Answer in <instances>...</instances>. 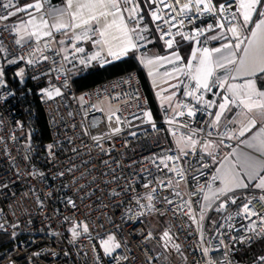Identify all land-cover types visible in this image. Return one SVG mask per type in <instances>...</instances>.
Returning a JSON list of instances; mask_svg holds the SVG:
<instances>
[{"label":"built area","instance_id":"2783aa9c","mask_svg":"<svg viewBox=\"0 0 264 264\" xmlns=\"http://www.w3.org/2000/svg\"><path fill=\"white\" fill-rule=\"evenodd\" d=\"M6 4L9 0H0V16L8 14ZM155 8L152 4L150 10ZM189 15L197 17L195 7ZM227 19L220 21L226 28ZM173 23L172 34L163 39L169 25L155 21L154 27L163 44L172 39L178 47L192 41L178 33L207 29L217 23V15ZM220 32L215 28L199 39ZM13 68L19 80L40 78L37 99L49 131L41 158H34L23 119L13 110L16 92L6 82ZM186 92L177 112L159 108L157 119L136 74L78 94L57 35L20 41L15 25L0 19V231L16 237L0 264H264V246L254 258H239L264 244L260 196L229 193L235 204L228 201L217 211L225 199L220 197L208 212L204 209L209 185L217 184L212 180L217 162L203 146L210 142L208 151L219 161L236 142L224 136L227 130L209 127L216 108L205 101H219L221 92L201 89V101ZM189 138L198 141L195 149ZM178 139L188 145L177 144ZM249 201L256 213L250 218L243 212ZM152 217L157 221L151 225ZM109 237L110 244L120 245L111 255L104 251Z\"/></svg>","mask_w":264,"mask_h":264},{"label":"snow or ice","instance_id":"6c2138e0","mask_svg":"<svg viewBox=\"0 0 264 264\" xmlns=\"http://www.w3.org/2000/svg\"><path fill=\"white\" fill-rule=\"evenodd\" d=\"M145 4L156 5L155 10H150L151 18L154 22L163 21L164 24L169 25L168 32H162L161 39L166 35L172 34L171 28L176 27L173 22L178 18L179 23L183 25L186 20L193 22L201 14L210 13L217 15V23L215 25L209 24L207 29L197 28L191 35L178 34L183 35L185 40H196L199 42V37L204 36L206 31H214L215 28H220V33L208 37V39L225 41L220 47L214 49L207 47L202 49L194 48L191 59L183 65L180 64L181 56L175 52L171 54V58L162 57L161 59L177 63L178 67L175 71L178 75L176 78H178L179 74H183L195 82L194 88L188 89L186 95L195 97L197 101L204 99L203 95L197 94L201 89L211 92L213 87H219L224 90V92L219 93V101H205L209 108L215 106L217 109L214 113H211L213 120L210 122L209 127L218 128L221 121H224V126L227 128L228 124L237 122L234 117H243L239 121L240 127L238 130V136L242 137L256 127L257 120L264 122V88L259 87L257 84L258 79L264 78V18H259L264 17V10H261L264 9V0H225L224 3H219L218 5L213 0H185L183 3H181V0H171L170 3L167 0H145ZM10 6L11 4L3 5L4 8H9ZM42 6L41 0H35L34 3L17 8L16 12L0 16V19L6 20L10 15H16L17 12H25L30 17H33L34 21V13L29 12V9L40 12ZM193 7L196 9L197 17L189 15ZM165 9L168 11L165 12ZM140 10L141 6L136 0H65V7L58 10L55 23L49 25L47 19L43 17L40 19L44 28L51 27L56 31L71 28L73 30L72 38L75 41L88 38L89 30L93 33H98L100 40L94 41V43L106 45L108 54L118 58L130 49L139 47L133 37L129 35L130 32L136 33L141 40L145 39V37L139 35L140 29L129 28L127 23L128 20L137 21V23L142 20L143 17L139 16ZM125 12L128 13L127 17L124 15ZM254 15L258 17L256 21H253ZM65 16L70 18V22L64 21L63 17ZM237 16L242 18L243 23L231 24V20L237 19ZM225 17L228 18L227 23L229 26L227 28L225 23L220 22ZM94 25L95 27H93ZM250 25L253 26L250 27ZM157 28H160L159 24ZM78 29L82 31L77 32L76 30ZM245 30L248 35H244ZM43 34L49 37L52 36L51 31ZM65 34H67L66 31ZM30 35L38 36V33L33 32ZM165 43L169 49L173 47L172 39L165 40ZM114 46L119 51H113ZM76 51L83 52L84 49L77 48ZM95 58V56L92 57V59ZM153 62L148 60L147 64H152ZM228 65H233L235 72V75H231L230 79H242L243 83H228L227 79L224 78L213 79L216 69L226 68ZM174 87L176 86L174 85ZM187 87L185 85V88ZM57 94H59V90H57ZM234 108H239L240 111L232 112ZM188 114L189 116L194 115L191 109ZM146 115L148 114L146 113ZM149 119H151L150 116ZM116 131H119V129H116ZM208 135L211 136L212 133L209 132ZM224 136H227V139L237 138V134H228L227 132ZM224 136L220 137V143H224ZM189 140L192 148L195 149L198 141L191 138ZM251 140L253 143H249L246 146L253 148L259 154V159L250 154L242 153L236 163L226 166L221 164V167L216 170L217 175L212 177L213 182L220 181V187L212 190L209 185L211 196L216 199L225 198L217 206V211L225 209L228 201L232 204L236 203V197L234 195L229 196V193H235L238 189L254 186L264 191V129L261 130V133L251 137ZM211 148L212 144L210 142L205 143L203 146L205 153L211 155L214 162H218L216 155L208 151ZM181 151L184 155H187V152H184L183 149ZM245 176L247 177V182L244 179ZM144 186L148 187V185ZM147 198L149 201L152 200L151 195ZM204 199L210 200V197L205 195ZM261 200H264V196L261 197ZM167 202L171 203L172 201L167 200ZM251 203L249 201L243 205V212L249 218L251 215H256L250 209ZM201 218H203V213H201ZM262 221H264V218H262ZM249 230L255 231L256 229L250 227ZM85 231H87L86 228ZM164 235L167 237L168 233L166 232ZM112 239V237H109V240L104 242V251L109 255H111L114 248L120 247L119 244H110ZM176 247L178 250L179 246L177 245Z\"/></svg>","mask_w":264,"mask_h":264},{"label":"crops","instance_id":"0c3cea01","mask_svg":"<svg viewBox=\"0 0 264 264\" xmlns=\"http://www.w3.org/2000/svg\"><path fill=\"white\" fill-rule=\"evenodd\" d=\"M34 2L35 0H9V4H11V6L8 8V14L12 12H16L17 8L23 7L27 4H31ZM41 3L43 6L40 12H35L34 9H29V12L34 13V21H33V17H30L25 12H17L16 15H10L8 21H10L15 25L16 37L20 41H27L30 39L37 41H44L49 37L43 34L44 32L47 31H51L52 36L57 35L58 44L61 52H62L61 47H65V50H67V53H69L70 55L69 58H65V59L71 64L72 71L74 69H79L80 71H84V69L88 70L96 66L102 67L111 62L119 61L125 58L133 51L139 49L138 47L132 48L127 53L120 55L117 58L108 54V47L106 45L94 43V41L100 40V37L98 33H93L91 30H89L88 38L82 39L80 41H75L72 38L73 30L71 28H68L67 30L62 29L60 31H56L51 27L44 28L41 24L40 18L43 17L44 19H47L49 25L55 23V18L58 15V10L63 9L65 7V0H41ZM124 15L127 17L128 13L125 12ZM259 18H264V17H259ZM63 19L65 22H70V18L67 16L63 17ZM257 19L258 17L254 15L253 21H256ZM29 21H33V22H29ZM127 23L129 28H132V26L129 23V20L127 21ZM242 23H243L242 18H239L238 16L237 24H242ZM251 26L253 25H250V27ZM93 27H95V25ZM65 31L67 32V34H65ZM76 31L80 32L82 30L78 29ZM33 32H37L38 36L30 35V33ZM144 33L145 32L142 31L141 35H143ZM146 34L144 35L147 37ZM129 35L133 37L135 42L143 41L137 37L136 33L130 32ZM244 35H248V32L246 30L244 32ZM61 41H63V43H61ZM224 42L225 41L220 39H201V40L199 39V42H197L196 40L184 42V43H190L191 46L190 51L186 58H184L181 55L179 50H173L164 55H161L154 50H149L147 48L148 44L142 45L141 46L142 49L138 53L139 60L148 75L154 96L158 103V107L166 108L170 113L177 112L179 97L188 90L190 84L195 85L194 81H191L183 74H179L178 78H176L178 75L175 71V69L178 67L177 63L174 61L169 62L168 60L161 59L162 57L171 58L172 53L174 52L178 53L181 56L180 64L183 65L189 59H191L194 48L202 49L204 47H207L209 49H214L216 47H220ZM163 45L166 47V49H169L166 44ZM77 48H83L84 51L78 52L76 51ZM172 48L176 49L177 47H172ZM113 51H119V49L114 46ZM94 56L96 58L92 59V57ZM148 60H152L154 62L152 64H147ZM231 75H235L234 66L228 65L226 68L216 69L213 79L224 78L227 79L228 83H234V84L243 83L242 79H237V80L230 79ZM257 84L259 87L264 88V78L258 79ZM174 85L176 87H174ZM185 85H187L188 87L185 88ZM213 89H217L221 93L224 92V90L220 89L219 87H213ZM216 110L217 109H215V111ZM239 111H240L239 108L232 109V112H239ZM229 115H231V113H229ZM234 118L237 120V122L234 124H228L227 128H225L224 126L225 125L224 121H221V124L218 128L216 127L218 130L225 129L230 134H237V138L233 139L236 142V145H234L229 151H227L224 154V156L217 162L215 167L216 175H217L216 170L217 168L221 167V164H224L226 166L231 163H236L239 159V155L242 153L250 154L254 157H257L258 159L260 158L259 154L255 152L253 148L247 147L246 145H248L249 143H253L251 137L261 133V130L264 129V122L257 120L256 127L252 128L250 132H247L245 136L241 137L238 136V130L240 127L239 121L242 120L243 117H234ZM244 179L247 182L246 176L244 177ZM218 187H220L219 180H217V184L211 187V189L215 190ZM243 191L248 192L250 194L258 195L260 197L264 196V191H261L260 189H257L254 186L238 189L236 192H243ZM206 195L210 197V200H205L204 203V209L206 212H208L211 209V206L216 200V198L211 196L210 190L207 191Z\"/></svg>","mask_w":264,"mask_h":264},{"label":"trees","instance_id":"16d2710c","mask_svg":"<svg viewBox=\"0 0 264 264\" xmlns=\"http://www.w3.org/2000/svg\"><path fill=\"white\" fill-rule=\"evenodd\" d=\"M136 2L141 6L139 16L143 17V19L140 20V27L146 28L144 34L147 33V37L144 34L141 35L145 37L143 41L136 42L139 45V49L133 51L119 61L111 62L102 67H92L86 71H80L77 75L72 74L73 85L76 92L82 94L91 88L113 79L129 74H136L146 96L149 111L152 116L157 119L159 115L158 103L154 96L148 75L139 60L138 53L142 49L141 46L148 44L147 48L149 50H154L161 55L173 50H179L184 58L187 57L191 46L190 43H182L179 44L176 49H166L155 31L154 21L149 14L152 4L146 5L145 0H136ZM213 2L218 5L219 3L225 2V0H213ZM15 70L16 68L11 69L6 75V82L11 85L16 92L13 110L20 114L23 119L26 127L25 132L28 135L27 145L31 151L34 152V158H41L44 147L49 141V131L41 104L37 99V93L41 86L39 83L40 78L32 79L27 77L23 78V81H20L15 76ZM15 240L16 237L0 231V256L4 255L12 248ZM263 246L264 244H259L252 249L243 252L239 258H254Z\"/></svg>","mask_w":264,"mask_h":264},{"label":"rangeland","instance_id":"374dc122","mask_svg":"<svg viewBox=\"0 0 264 264\" xmlns=\"http://www.w3.org/2000/svg\"><path fill=\"white\" fill-rule=\"evenodd\" d=\"M129 7H130V6H129ZM129 23H130V25L132 26V28L135 27V28H138V29L141 30V31L139 32V35H140V36H141L142 31H143V32H146V30H143V29H146V28H142V27H140V20H139L138 23H137V21L129 20ZM136 35H137V34H136ZM61 49H62V53H63L64 57L69 58L70 55H69V53H67V50H65V47H61ZM84 71H86V70L84 69ZM72 72H73L74 75H77V74H79L80 70H79V69H74ZM20 81H23L22 76H20ZM56 93H57V92L52 93L51 96L56 95ZM148 116H149V115H148ZM176 142H177V144H179V145H181V146H184V145H185V147H186V146L188 145V143H186V142L183 141L182 139H178ZM156 221H157V218H156V217H152V218H149V219H148V223L151 224V225H152L154 222H156Z\"/></svg>","mask_w":264,"mask_h":264}]
</instances>
